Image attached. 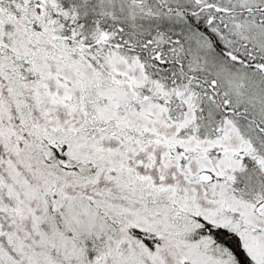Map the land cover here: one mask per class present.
I'll list each match as a JSON object with an SVG mask.
<instances>
[{
  "label": "snow or ice",
  "instance_id": "obj_1",
  "mask_svg": "<svg viewBox=\"0 0 264 264\" xmlns=\"http://www.w3.org/2000/svg\"><path fill=\"white\" fill-rule=\"evenodd\" d=\"M0 264H264V0H0Z\"/></svg>",
  "mask_w": 264,
  "mask_h": 264
}]
</instances>
